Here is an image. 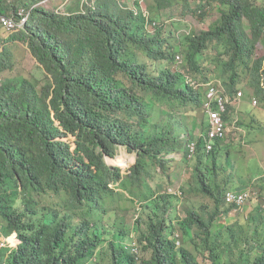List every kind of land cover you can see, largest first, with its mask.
<instances>
[{
    "label": "trees",
    "instance_id": "obj_1",
    "mask_svg": "<svg viewBox=\"0 0 264 264\" xmlns=\"http://www.w3.org/2000/svg\"><path fill=\"white\" fill-rule=\"evenodd\" d=\"M10 1L0 0V15L12 12L21 20L22 10L7 7ZM43 1H17L32 10L18 40L3 38L0 26V45L22 41L52 79L39 91L26 77H0V236L17 232L22 240L16 249L0 248V264H264V223L253 218L243 227L214 229L233 210L226 199L231 188L214 155L196 154L197 179L184 188V197L168 193L172 181L167 177L158 179L157 191L148 198L136 187L130 190L152 214L147 230H139V259L127 249L128 237L106 221L125 195L111 189L122 173L105 164L104 153L115 156L125 146L158 163L148 147L166 138L143 137L159 127L155 114L165 117L169 127L198 108L190 105L196 99L188 100L183 77L173 70L177 54L183 51L191 73L200 72L212 43L225 31L233 41L241 37V43L247 42L243 20L264 25L255 0H156L158 10L188 9L194 2L191 12L202 20L207 1L232 6L223 13L228 22L223 28L183 37L182 45L173 46V32L164 26L151 34L143 13L99 5L75 15L82 12L75 1L66 12L70 15L63 16L57 10L70 0L52 9L34 8ZM214 52L215 60L222 56ZM10 55L0 51V75L10 67ZM252 74L253 87L264 82L263 60ZM159 101L174 111L158 110ZM256 112L264 126V111ZM65 137L70 139L63 141ZM146 170L142 159L132 174ZM140 187L149 189L148 184ZM261 208L257 203V213ZM177 233L183 241L178 250L172 239ZM17 243L16 234L0 237V245Z\"/></svg>",
    "mask_w": 264,
    "mask_h": 264
},
{
    "label": "clouds",
    "instance_id": "obj_2",
    "mask_svg": "<svg viewBox=\"0 0 264 264\" xmlns=\"http://www.w3.org/2000/svg\"><path fill=\"white\" fill-rule=\"evenodd\" d=\"M47 1L48 0L41 2L39 6H45L47 4ZM91 2L95 4L96 1L91 0ZM99 5H103V4L97 2L96 6H86V9L90 7L97 8L99 7ZM255 5L259 13H264V0H255ZM35 7H38V5ZM133 7L138 8L139 6L136 3H134V5L130 6L129 11H134L132 9ZM140 8L143 7L140 5ZM171 8H168L163 11L167 12ZM86 9L84 10L81 9L80 11L82 12H76L75 15L84 14ZM119 10H121L120 7ZM57 13L63 16L70 15L66 12L61 13L57 11ZM134 13L137 16L140 13H143L144 17L147 20V25L145 26V29L151 34L157 33L158 28H162L165 26V24L158 25V23L151 17L149 19L145 14V11H141L139 9L138 11L135 10ZM20 16L22 19L21 20L16 19V23H15V21L6 17V15L5 16L0 15V26L3 27L5 31H17L18 30L17 27H20V23L25 22L26 24L22 28L24 30V28L27 27L28 25L27 24L28 21L32 17V10L31 11H28L27 9L22 10L20 12ZM27 16L30 17L26 19ZM5 20L11 22L12 27L5 25ZM243 21L245 23L244 33L248 41L241 43L240 42L241 37L233 41L228 35L226 36L225 39H223L225 35L222 37H218V39L220 40L217 41L218 42L217 45L219 46L213 50L211 49L209 50H211L212 52L215 51L214 53L216 55L218 52H220L221 55L225 51L226 53L222 55V58L218 57L217 60H215L214 59L215 56H211L208 50L205 62L203 63V68L200 72L193 71V73H191V70L187 68V64L184 59V55L182 53L177 54L176 56L173 70L175 73L177 72L179 75L183 77L182 86L184 87L185 92L189 94L188 100L190 101V98L196 99L195 101L194 100L191 101L190 105L192 106L195 104L197 105L198 108L197 109L191 108L190 112L196 113V115H193V117L195 118H198L197 113L199 111H201L205 116L201 121L202 127L199 132V135L195 131L192 120H188V117L185 118L187 133L179 134V138L177 139V140L180 139L179 143H176L177 140H174L173 135L169 137L165 133L163 135H159V133H156L153 135L146 136L145 135L146 132H143L144 134L143 137L145 139H150L152 136L167 138L164 142H159L154 146L148 147V149L153 150V156L156 157L158 163L154 164L152 156L145 155V153L142 154L140 151L130 152L127 147L120 146L119 149L121 147H124L129 152V154L128 153L126 154L134 158V162L128 168V170L122 169V167L119 165L110 163V161H117L116 157L120 155L118 154L119 149L115 156H110L107 153H104L105 164L112 167L115 170L120 169L122 173V179H118L117 181L112 182L110 184L111 189H114L118 193H124L128 195L126 190L128 189V191H130L133 187H135L134 183L138 181L140 185H144V184L149 185V189H147L146 191H144L142 187H139L138 189L140 194L146 193L145 198H148L153 192L157 191L158 179L167 177L169 180L171 179L172 181V187L170 188L168 193H171L176 197H180V196L184 197L185 196L184 188L189 183L183 189L176 188L173 185L174 182L173 176L175 174H178L179 169H181V171L179 172L183 174L186 165L188 166L189 169H193V170L195 169L196 165L194 167H191V161H194L196 157L195 155L190 153L191 151L200 150L204 153L213 154L214 155L213 161H214L215 158L217 159L221 158L222 156L220 154H223L224 150L228 148V146L226 144H223V142L228 140L229 138H232L234 134L238 135L241 133V130L239 128L242 129V127L247 123L256 125L258 127L261 126L259 124L261 117L258 116L256 111L258 108L260 109V111H264L263 108L260 107L261 99L263 98L262 96H264V82L259 84V86L253 87L252 85H256V80L252 72H253V68L257 64H259L262 60L264 66V42L262 41V38L264 37V25L254 26L252 21L251 22L249 20L247 21L243 20ZM227 24L228 22L225 19H222L219 21L218 25H220L219 27L221 29ZM166 28H168V26H166ZM7 39H10V37H8ZM258 39L259 40L261 39L260 41L262 43H258L257 41ZM213 47L214 45H211V48ZM0 51L2 53L8 51V49L7 47L0 45ZM219 61H221V66H217V62ZM39 64L44 68V66L40 62ZM241 74H244V78L241 76ZM34 86L36 85L34 84ZM38 90L40 91L39 88ZM246 95H247L246 100L250 102L249 103L251 107L250 111L244 109V107L241 106L242 102H244L242 100H244L243 98ZM162 107H165L164 101H159V103L157 104L158 110H161ZM214 113H218L220 115L221 121L224 125L223 136L212 137V133L217 131V124L215 123L213 117ZM155 115L159 116L161 114L156 113ZM241 123L242 125H240ZM260 129L264 131V126H262ZM240 138L244 140L243 137ZM69 139H70L69 137L62 138L63 141ZM188 150L190 151L188 152ZM180 157H182L181 160ZM142 159L145 162V166L147 170L143 173V175L132 174L133 168H137ZM162 163L166 164V168L161 166ZM184 163L185 166L183 168H180L179 165ZM156 166L162 167L165 170V172H160V173H156L154 171L152 172L151 168ZM146 175H149L147 179H146ZM194 175L195 172L193 173V176ZM257 187L258 185H256V183H252L242 190V194L243 195L248 194L256 190ZM238 191L239 189L233 190V188H231V191L227 194L226 197L227 202L229 204H230L229 195L231 193H235ZM258 191L261 190L259 189ZM257 203L259 206L262 207L260 209V212H263L264 199L255 200L249 205V207L254 208L255 210L254 212H257L258 211ZM257 221L260 224H263L264 218H257ZM216 231H219V229ZM13 234L17 235L18 243L16 245L1 244L0 248L10 247L16 249L19 247V245L22 244V240L20 239L18 233L14 232ZM13 234H9V235L4 234L5 236H0V237L9 238ZM172 239L175 241L176 250L182 248L183 241L181 234L177 233L176 235H174ZM127 249L134 252L139 259L140 248L138 243H135L131 246H127Z\"/></svg>",
    "mask_w": 264,
    "mask_h": 264
},
{
    "label": "rangeland",
    "instance_id": "obj_3",
    "mask_svg": "<svg viewBox=\"0 0 264 264\" xmlns=\"http://www.w3.org/2000/svg\"><path fill=\"white\" fill-rule=\"evenodd\" d=\"M17 1L18 0H11L7 7H9L10 5H17V7H19V11L20 9L26 10L30 8L20 6V4H17ZM62 1L63 0H48L45 7L52 9L53 6L61 4ZM75 1L79 2V5L75 4L76 9L81 8L82 10H84L86 9V6H96V3L99 2L100 4H103L106 7L113 8L112 11H114V7L118 5L124 14L128 12V10H130L131 5H134V3H136L141 11H145V14L149 19L151 17L158 23V25L165 24V26H168L169 31L173 32L171 38L172 40H170L172 46L174 45V43L176 45H182L183 37L185 38L193 34H201L205 31L211 30L212 28H216L219 24V21L222 20L224 17V11L230 12L232 9V6L219 4V2L216 1H207L204 3V12L206 13V17L205 20H202L201 18H199V14H195L193 11L191 12V10L195 8L194 2H191L188 9H178L177 6H174L169 11L165 12L156 8V0H95V4L91 2V0H70L68 5L61 7L57 11L61 13L68 12L69 8L73 6V3ZM197 1L199 2V0ZM39 4H35L34 7L37 5L39 6ZM140 5L143 8H140ZM138 8L133 7L132 9L134 11H138ZM121 10L118 11L121 12ZM6 17L12 19L16 23V18L12 12H10V15ZM29 17L30 16H27L26 19ZM173 23H176L177 26H173ZM25 24V22L20 23V27H17V31H4L3 38L6 39L10 37V40H18L15 37L17 36V34L20 33L19 31L25 26ZM25 29H27V27H25L24 30ZM226 36L227 32L225 31V36L223 37V39H225ZM219 40L220 39L216 38L212 45H217V41ZM262 41L264 42V37L262 38ZM2 46L7 47L8 51L11 52L10 58L12 62L8 64V66L10 67L6 69L5 72L0 75V77L4 78L20 75L30 79L40 90L45 87L49 82H52L50 75L39 64V62L31 56V54L27 50L28 47L24 46L23 43L16 41L3 44L2 41ZM211 50H209V52H211ZM181 53L184 55L183 51ZM225 53L226 51L222 55H224ZM241 76L244 78V74H241ZM166 107L169 108L171 111H174V108L172 106ZM164 119L165 117L159 115L157 119V122L160 123L159 127L153 133L146 132L145 135L149 136L156 133H159V135H163L165 133L170 137L177 132L182 134L187 133L186 122L184 118L180 117L178 120H174L173 126L170 124L169 127L163 123ZM262 152H264V148H261L259 150V154ZM126 153L129 154V152L124 147H121L118 151V154L120 155L116 157L117 161H110V163L119 166L121 165L123 169L128 170V168L132 165L131 163L134 162V158ZM121 157H124L122 158L124 160H120ZM151 171H154L156 173L165 172V170L160 166L151 168ZM179 171H181V169H179ZM179 171L178 175H183ZM148 177L149 175H146V179ZM134 184L135 187L139 189L140 183L136 181ZM173 185L174 187L182 189L186 186H181L176 182H173ZM126 191L128 195L132 198H130L127 194H124L125 196L123 197L122 202L119 206H116L114 214L112 216L111 214H108L106 216V221L115 225L119 229L120 235L124 236L125 238L128 237L130 241L126 242V246H131L135 243H138V241L140 240L139 230H147L146 224L147 220L149 219V214H151V212L147 210L146 207L145 209H142L144 201L142 202L138 199H135L136 196L133 195L131 191H128V189ZM181 197L183 196H180L179 198Z\"/></svg>",
    "mask_w": 264,
    "mask_h": 264
},
{
    "label": "crops",
    "instance_id": "obj_4",
    "mask_svg": "<svg viewBox=\"0 0 264 264\" xmlns=\"http://www.w3.org/2000/svg\"><path fill=\"white\" fill-rule=\"evenodd\" d=\"M243 99L242 101L244 102H242L241 106L250 111V102L246 100L247 95ZM197 114L198 118L193 117V115H196L194 112L188 113L187 117L188 120H192L195 131L199 135L202 127L201 121L205 116L201 111ZM262 126L258 127L247 123L242 129L239 128L241 130L240 134H234L232 138L223 142L228 148L224 150L223 154H220L222 157L217 159L215 165L222 170V180L227 182L230 188L242 191L248 185L256 183L258 185L256 191L259 193L261 199H264V152L259 154V150L264 148V131L260 129ZM240 137H243L245 140ZM181 159L182 157H180ZM196 164L197 158L191 161V167H194ZM193 173L194 170L189 169L186 165L183 175L175 174L173 180L177 184L185 186L188 183H193L195 178L197 179L196 175L193 176ZM259 189L261 191H258ZM254 211V208L249 206L240 215L231 211L220 219L219 225L215 226L214 229L222 231L232 226L243 227L253 218H264V213Z\"/></svg>",
    "mask_w": 264,
    "mask_h": 264
},
{
    "label": "bare ground",
    "instance_id": "obj_5",
    "mask_svg": "<svg viewBox=\"0 0 264 264\" xmlns=\"http://www.w3.org/2000/svg\"><path fill=\"white\" fill-rule=\"evenodd\" d=\"M21 43H22V41H21ZM198 152L200 153L201 156L207 155L208 157H211L213 155V154H210V153H204V152H202L200 150H193L190 153L196 156V154ZM122 158H124V157H121L120 159H122ZM230 195H231V198H233V200L230 201V205L233 206V210L232 211L234 213H236L237 215L243 214L245 209H246V207H248L255 200L261 199L259 193L256 190H254V191H252V192H250L248 194H244V195L242 194V191L231 193Z\"/></svg>",
    "mask_w": 264,
    "mask_h": 264
},
{
    "label": "built area",
    "instance_id": "obj_6",
    "mask_svg": "<svg viewBox=\"0 0 264 264\" xmlns=\"http://www.w3.org/2000/svg\"><path fill=\"white\" fill-rule=\"evenodd\" d=\"M5 25L12 27V23L5 20ZM215 123L217 124V131L212 133V137L216 136H223L224 135V125L221 121L220 115L218 113H214L213 115ZM233 198H231V195H229V201H232Z\"/></svg>",
    "mask_w": 264,
    "mask_h": 264
}]
</instances>
